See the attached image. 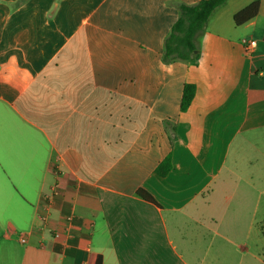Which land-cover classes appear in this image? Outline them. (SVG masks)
<instances>
[{
    "label": "crops",
    "instance_id": "1",
    "mask_svg": "<svg viewBox=\"0 0 264 264\" xmlns=\"http://www.w3.org/2000/svg\"><path fill=\"white\" fill-rule=\"evenodd\" d=\"M198 1L0 0V264H264V0L165 64Z\"/></svg>",
    "mask_w": 264,
    "mask_h": 264
},
{
    "label": "trees",
    "instance_id": "2",
    "mask_svg": "<svg viewBox=\"0 0 264 264\" xmlns=\"http://www.w3.org/2000/svg\"><path fill=\"white\" fill-rule=\"evenodd\" d=\"M228 0H199L194 4L181 2L174 3L178 9V20L164 41L162 61L165 64L187 62L198 59L200 56L198 42L205 34L206 27L213 12ZM260 9V1L254 0L251 4L233 16L236 26H242L254 19ZM197 92L194 83H186L181 100V112H186L191 106ZM173 168V157L170 153L155 168L154 173L159 177H166ZM137 196L143 200L157 204L155 199L145 189L137 190ZM97 256V255H96ZM101 259V256H98Z\"/></svg>",
    "mask_w": 264,
    "mask_h": 264
},
{
    "label": "built area",
    "instance_id": "3",
    "mask_svg": "<svg viewBox=\"0 0 264 264\" xmlns=\"http://www.w3.org/2000/svg\"><path fill=\"white\" fill-rule=\"evenodd\" d=\"M241 43L243 45L244 52L247 56H251L255 53V51L258 48V41L253 38H243L241 40ZM55 237H58V235H55ZM28 234H21L19 237V240L22 244L27 243Z\"/></svg>",
    "mask_w": 264,
    "mask_h": 264
},
{
    "label": "rangeland",
    "instance_id": "4",
    "mask_svg": "<svg viewBox=\"0 0 264 264\" xmlns=\"http://www.w3.org/2000/svg\"><path fill=\"white\" fill-rule=\"evenodd\" d=\"M245 3H247V0H241V3L240 4H245ZM202 38V37H201ZM261 210L262 211H264V205L262 206V208H261ZM258 221L259 220H261L260 218H258L257 219ZM262 235H263V237H264V224H263V226H262ZM240 236H242L243 238L245 237V235H240ZM259 236V235H258ZM237 237H239V236H237ZM236 237V238H237ZM262 237V236H261ZM259 238H260V236H259ZM257 239V234L254 232V230L251 232V236H250V241L251 242H254L255 240ZM260 240H262L261 238H260ZM263 241V240H262Z\"/></svg>",
    "mask_w": 264,
    "mask_h": 264
}]
</instances>
